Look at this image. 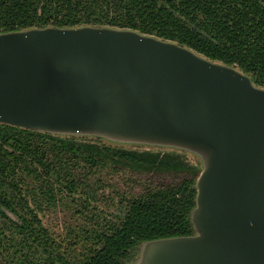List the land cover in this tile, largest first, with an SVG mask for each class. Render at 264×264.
I'll use <instances>...</instances> for the list:
<instances>
[{"label": "water", "instance_id": "water-1", "mask_svg": "<svg viewBox=\"0 0 264 264\" xmlns=\"http://www.w3.org/2000/svg\"><path fill=\"white\" fill-rule=\"evenodd\" d=\"M0 123L195 157L192 232L125 264H264V86L238 67L129 27L0 31Z\"/></svg>", "mask_w": 264, "mask_h": 264}, {"label": "trees", "instance_id": "trees-1", "mask_svg": "<svg viewBox=\"0 0 264 264\" xmlns=\"http://www.w3.org/2000/svg\"><path fill=\"white\" fill-rule=\"evenodd\" d=\"M84 23L174 40L264 86V0H0V31ZM198 170L176 152L0 123V264H125L142 240L189 234ZM59 207L54 234L41 216Z\"/></svg>", "mask_w": 264, "mask_h": 264}, {"label": "rangeland", "instance_id": "rangeland-1", "mask_svg": "<svg viewBox=\"0 0 264 264\" xmlns=\"http://www.w3.org/2000/svg\"><path fill=\"white\" fill-rule=\"evenodd\" d=\"M185 157L191 161H195V157L189 153H184ZM107 190V187H106ZM136 190V189H135ZM134 190V191H135ZM102 209L106 210V212H112L115 213V209L109 208L104 205H100ZM109 218H112L109 215ZM41 219L46 224L45 226L48 227V229L52 230L54 234H57L62 230V221L67 219V210H64L62 208H57L53 210H47L45 213L41 216Z\"/></svg>", "mask_w": 264, "mask_h": 264}]
</instances>
